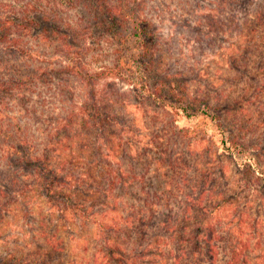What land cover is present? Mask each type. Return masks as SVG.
<instances>
[{
  "label": "trees",
  "instance_id": "16d2710c",
  "mask_svg": "<svg viewBox=\"0 0 264 264\" xmlns=\"http://www.w3.org/2000/svg\"><path fill=\"white\" fill-rule=\"evenodd\" d=\"M66 1L86 8L94 23L66 20L64 0L10 2L0 15V215L11 199L37 189L61 217L92 227L107 264H264V147L256 152L244 144L249 122L241 120L242 108L234 98L226 103L193 94L178 73H164L152 23L143 24L146 18L131 10L128 0ZM259 17L264 28L263 11ZM116 25L127 29L123 37L113 30ZM104 30L118 42L109 62L89 72L84 41ZM46 42L55 49L40 48ZM43 61L58 67L51 72ZM55 70L75 75L87 91L62 106L54 126L41 127L39 134L28 122L26 94ZM110 77L132 85L130 101L144 114L140 126L148 125L146 105L153 106L187 125L189 147L217 145V157L232 158L241 179L237 194L213 201L204 186L195 184L194 164L186 156L160 149L152 158L147 148L157 147L153 139L147 133L144 141L138 139L134 120L126 124L117 118L127 93L110 84L96 88ZM77 126L94 132V140L80 146L99 158L97 180L86 181L84 172H70L61 162L62 150L77 148ZM110 129L126 156L111 157L103 148L101 138ZM128 158L146 163L144 171L131 173L134 167L124 166ZM146 180L155 184L153 190H146ZM239 196L244 201L236 205ZM226 212H231L228 218Z\"/></svg>",
  "mask_w": 264,
  "mask_h": 264
},
{
  "label": "rangeland",
  "instance_id": "374dc122",
  "mask_svg": "<svg viewBox=\"0 0 264 264\" xmlns=\"http://www.w3.org/2000/svg\"><path fill=\"white\" fill-rule=\"evenodd\" d=\"M20 1L0 0V15L5 4ZM128 5L146 18L147 22L143 24L152 23L149 30L154 31L157 39L161 70L166 74L178 73L180 79L189 82V90L193 94H206L210 100L218 98L226 103L234 98L235 105L242 108L241 120L249 122L244 144L253 147L256 152L264 147V28L258 23L259 13L264 12V0H128ZM61 8L69 15L66 20L82 19L85 23H94L92 15L77 2L71 4L64 0ZM116 26L113 30L123 37L127 29ZM97 40L99 44H96ZM84 42L88 48L83 55L86 68L94 72L109 62L110 51L118 41L108 30H104L93 31ZM49 45V42L42 43L40 48L55 49ZM43 62L51 72L58 67V63ZM62 62V65L67 63ZM107 84L127 93L126 102L117 106V118L126 121V124L134 120V125L139 128L136 133L138 139L144 141L148 136L153 139L157 147L147 148L152 158L156 157L153 152L160 149L186 156L189 165L194 164L191 172L197 181L195 184L200 183L208 191L211 189L206 194L214 196L213 201L227 194H237L241 184L238 168L232 158L217 157V145L208 149L205 143H194L189 147L187 125L176 115L167 111L158 112L150 105H146L150 108L147 111L148 125L144 123L140 126L144 114L135 101H130L132 85L110 77L99 80L96 88H105ZM85 90L78 77L55 70L46 82H39L26 94L32 113L28 122L33 128H39L38 133L42 131L41 127L49 130L54 126V117L61 107L71 99L82 98ZM77 130L81 128L77 126ZM107 132L101 138L105 151L114 158L120 154L126 156L120 151L115 130ZM93 137L92 130H81L74 141L77 143V148H72L74 152L66 149L61 152L64 167L76 174L84 172L82 176L86 181L91 177L97 180L100 174L94 166L99 158L80 146L85 140L88 143L94 140ZM143 141L141 143L145 145ZM203 151L208 153L201 154ZM260 156L264 161V152ZM140 162L128 158L124 159V166H133L135 171L131 173H141L146 163L143 162V166ZM146 184V190L155 187L151 181L146 180ZM80 196L90 198L86 193ZM243 197L236 198L235 204L241 205ZM1 200L6 201L3 197ZM10 201L0 215V264H107L100 245H96L97 238L92 227L61 217L47 206L39 190L25 192ZM230 213L224 214L227 217ZM245 218L249 220L250 217L245 215ZM134 264L137 263L134 261Z\"/></svg>",
  "mask_w": 264,
  "mask_h": 264
}]
</instances>
